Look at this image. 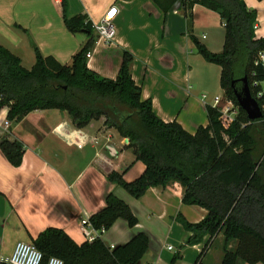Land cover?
I'll return each instance as SVG.
<instances>
[{"label": "crops", "instance_id": "obj_1", "mask_svg": "<svg viewBox=\"0 0 264 264\" xmlns=\"http://www.w3.org/2000/svg\"><path fill=\"white\" fill-rule=\"evenodd\" d=\"M245 1L258 13L256 35L262 38L264 0ZM109 13L113 14L115 39L105 43L96 36L88 57L89 67L114 79L128 51L134 56L130 64L132 76L142 87L143 98L153 101L160 118L176 120L191 133L207 126V106L213 104L216 95L211 99L205 92L214 91L209 82L213 74L217 79L214 66L219 65L200 57L198 49L195 53L193 36L200 39L196 35L203 30L204 43L200 42L213 52H221L226 31L221 15L204 5L193 7L190 25L181 1L165 12L154 0H0V44L19 56L25 67L35 65L36 48L45 56L71 64L73 56L88 42L89 34L72 32L65 19L84 14L97 23ZM221 73L220 66V85ZM260 85L264 93V81ZM8 112L9 107H3L0 120L7 119ZM34 116V121L22 129ZM13 129L12 125L9 129L0 125V141L7 135L12 141L22 142L25 151L22 164L14 166L0 149V264H8L6 259L18 241H32L48 227L62 228L83 244L86 238L81 220L85 212L91 217L101 211L110 193L131 206L139 223L132 228L125 219H118L102 239L114 247L128 242L138 232H147L150 249L140 264L163 261L162 257L155 260L159 250L152 243L155 232L145 220L169 222L177 230L175 240L181 248L190 232L176 216L183 213L190 221L198 222L207 214L205 208L183 202L184 187L180 182L166 188L152 187L138 199L110 181L108 175L113 171L124 172L127 180H134L145 165L128 154L127 138L115 139L112 130L116 129L106 127L104 117L80 129L66 111L35 110ZM200 245L190 247L199 250ZM168 251L163 247V253L175 263V254Z\"/></svg>", "mask_w": 264, "mask_h": 264}, {"label": "trees", "instance_id": "obj_2", "mask_svg": "<svg viewBox=\"0 0 264 264\" xmlns=\"http://www.w3.org/2000/svg\"><path fill=\"white\" fill-rule=\"evenodd\" d=\"M154 1L165 12L178 1L183 2L190 25L196 4L221 15L226 31L221 52L211 51L195 36L193 40L207 61L222 67L221 86L239 108L236 117L208 105L209 123L195 133L176 120L164 121L154 111L153 101L143 98L142 87L132 76L133 54L124 53L114 79L89 67L87 54L96 42V33L93 22L84 14L65 19L72 32L89 34L71 64L45 56L36 48V63L29 69L19 56L0 44V110L8 106L7 118L13 123L35 110L60 109L68 112L73 125L80 129L104 117L106 127L130 139L128 147L145 165L134 180H127L124 172L113 171L108 175L110 181L138 199L152 187L166 188L180 182L183 202L207 210L198 222L189 221L181 213L176 216L190 232L181 250L205 243L194 264H202L211 243L221 233L227 242H238L236 249L225 247L222 264L264 263V116L251 120L239 106L232 86L235 80V88L240 89L241 79L248 76L252 93L264 110V93L258 97L263 87L252 84L254 79L264 81V66L255 63L264 51V37L256 35L258 13L245 0ZM24 148L22 142L12 141L7 135L0 141L1 151L14 166L22 164ZM106 202L90 217L94 227L109 230L118 219H125L132 228L138 225L139 218L124 200L110 193ZM32 242L44 253L43 264L51 256L62 258L64 264H140L150 249V236L145 231L110 247L102 237L78 244L64 229L48 227ZM179 258L180 252L172 261Z\"/></svg>", "mask_w": 264, "mask_h": 264}, {"label": "built area", "instance_id": "obj_3", "mask_svg": "<svg viewBox=\"0 0 264 264\" xmlns=\"http://www.w3.org/2000/svg\"><path fill=\"white\" fill-rule=\"evenodd\" d=\"M114 12H116L114 8ZM257 27V25H256ZM93 28L96 33L97 39L99 41H103L105 43H112L116 36V28L113 22V14L109 13L102 18L100 22L94 23ZM88 57L91 56L89 52L87 54ZM256 65L262 64L264 66V51L260 52L257 59ZM256 75L253 72V77ZM254 87L260 85V81L254 79L252 82ZM263 92H259L258 97H261ZM224 95H216L213 98V107L220 109L223 113L236 117L239 113L238 106ZM0 125H4L6 128L12 125V122L7 118L5 120H0ZM98 139H94L97 141ZM130 142H128L129 144ZM81 231L86 238V241L93 242L98 237H102V235L107 231L104 227L97 229L94 227L92 222L90 221V217L88 213L85 212V217L81 220ZM166 248L169 251H173L174 254L181 252V249H177L173 244H168ZM201 250V249H200ZM44 261V253L36 247V245L32 241H18L14 252L12 255L6 259L8 264H43ZM46 264H64V260L58 256H51Z\"/></svg>", "mask_w": 264, "mask_h": 264}, {"label": "rangeland", "instance_id": "obj_4", "mask_svg": "<svg viewBox=\"0 0 264 264\" xmlns=\"http://www.w3.org/2000/svg\"><path fill=\"white\" fill-rule=\"evenodd\" d=\"M202 33H203V30L199 31V33H197L196 36H199V38L201 39V40L199 39V41H202L204 43V40L201 38ZM206 34L208 35V32H206ZM194 49H195V53H198V52H196L197 48L195 47ZM199 56L203 57V56H201L200 53H199ZM27 66H30V65H27ZM214 67H216V69H217V79H216V76H214V74H213V79L209 82L211 84L213 83L214 86L211 90H214V91L205 92V93H208L209 98H211V99L213 98L214 95H217V94L218 95H221V94L224 95V93H225V90L220 85V79L218 78V71L220 69V66H214ZM26 68H29V67H26ZM224 97L227 98V95ZM35 118H36L35 116L29 118L26 121L25 126L22 127V129L27 127V125H29V123L31 121H34ZM206 119H207V117H206ZM16 123L15 122L12 123V127L14 128L13 130H15ZM10 127H8L7 129H9ZM112 131L115 134V139H122V135L117 130L113 129ZM127 149H128V154L130 156L136 157V154H135L134 150H132L131 147H127ZM186 207H188V209L194 210V208H190L189 206H186ZM181 214L188 219L187 215H185L183 213H181ZM144 222H145V224H147V226L152 227L154 232H155V236L152 238V243H153V245H156L155 249H157V250L159 249L158 253H156L155 260L162 257L163 261L160 264H194L195 263V261L199 257L201 250L200 249L198 250L197 248H194V247H190V245H187L184 249L181 250V252H180L181 258H179L175 263L171 262L172 257H168L169 254L163 253V247H166L168 244L174 245V243H175L174 246L177 249L178 248L180 249V246L177 245V241L175 240V237L177 235V230H175L173 227H170L169 222L163 221V220H156V219L153 221H150V222H147L145 220ZM183 231H185L184 228H182V232ZM150 240H151V238H150ZM204 244L205 243H202L200 245V247L202 248ZM226 246H228V248H230V249H236L238 246V242H237V240H232L230 242H227L224 234L221 233L217 237H215V239L211 243L209 250L207 251L205 257L203 258L202 264H222V260L224 258ZM168 252L174 253L173 251H168ZM241 264H250V263L243 261ZM257 264H264V263L259 262Z\"/></svg>", "mask_w": 264, "mask_h": 264}, {"label": "water", "instance_id": "obj_5", "mask_svg": "<svg viewBox=\"0 0 264 264\" xmlns=\"http://www.w3.org/2000/svg\"><path fill=\"white\" fill-rule=\"evenodd\" d=\"M241 80L243 81V85L240 89L235 88V80L232 83L239 106L246 111L251 120L262 118L264 116V110L258 99L252 93L248 76L243 77ZM127 141L130 142V139L127 138Z\"/></svg>", "mask_w": 264, "mask_h": 264}]
</instances>
